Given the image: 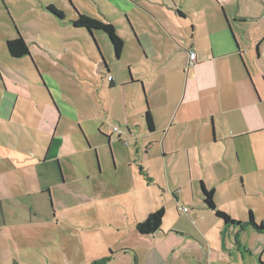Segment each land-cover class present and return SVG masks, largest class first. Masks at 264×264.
Returning <instances> with one entry per match:
<instances>
[{"label": "crops", "instance_id": "crops-1", "mask_svg": "<svg viewBox=\"0 0 264 264\" xmlns=\"http://www.w3.org/2000/svg\"><path fill=\"white\" fill-rule=\"evenodd\" d=\"M247 1L250 4L245 7L244 0H137L138 7L129 5L125 9L122 5L138 36L133 48L138 57L132 56L129 62L140 59L141 52L144 57L139 62L150 71L144 70L145 79L136 81L120 79L117 83L109 75L111 70L103 54L97 58L88 47L90 58L82 63L73 56L72 63L66 64L70 70L56 68L60 75L56 80L52 69L34 59L35 42L24 35L30 55L17 60L29 58L31 65L0 64V243L5 242L1 236L6 231L11 234L24 220L33 221V196L52 195L51 191L64 187L61 175L67 178L76 169L71 158L85 152L75 143L72 124L80 126V134L86 136L85 125L91 122L87 112L100 111L103 99H94V109L70 104L62 85L64 79L73 77L89 87V94L100 92L101 87L122 90L136 82L147 88L155 129L150 131L145 122L142 167L139 172L134 170L130 179L117 180L126 188L123 194L103 192L102 196L104 203L115 204L116 212L125 214L130 227L136 229L150 215L146 195L151 190L157 194L172 186L178 209L189 208L185 215L198 232L191 236L198 253L192 264H215L213 253L206 252L213 239L198 226L206 221L221 235L217 240L223 251L218 253L217 264H230L234 247L230 250L225 244L234 240L238 229L243 232L249 228L263 236L245 225L250 212H255L256 206L250 201L249 207L244 206L249 208L247 217L223 209L227 200L236 206L249 195L264 199V0ZM115 27L125 42L122 55L111 56L119 61L127 51L128 39ZM36 44L49 61H53V54L62 57L52 44ZM190 51L196 53L194 66L189 65ZM107 75L109 83L103 82ZM117 181L109 183L113 186ZM202 185L215 191L219 210L229 212L233 220L244 225L226 224L218 218L204 204ZM93 194L97 193L92 191L85 203L81 197L82 203L93 205L98 199ZM184 194H191L189 202L193 206L182 202ZM161 204L156 198L155 209L149 213L165 208ZM152 235L146 240L154 241L153 245L140 254L120 249L129 257L124 258L125 264H172L173 250L185 248L186 238L165 230L164 221ZM115 238L109 239L107 247L112 254L106 251L98 256L106 260L104 264H122V257L113 250L118 240ZM238 241L235 244L239 248ZM12 243L10 238L8 248L14 254ZM4 251L5 247H0V264L7 263L1 261ZM261 255L263 260L264 249ZM240 258L237 255L235 259L245 260L242 255Z\"/></svg>", "mask_w": 264, "mask_h": 264}, {"label": "rangeland", "instance_id": "rangeland-1", "mask_svg": "<svg viewBox=\"0 0 264 264\" xmlns=\"http://www.w3.org/2000/svg\"><path fill=\"white\" fill-rule=\"evenodd\" d=\"M244 1L243 7L249 3L247 0ZM51 5L62 11L65 18L61 19L54 15L49 10ZM129 5L138 7L139 4L137 0H0V64L9 67H13L16 62L23 66L31 65L29 58L17 60L10 57L7 41L20 34L22 37L25 35L32 43L35 42L33 44L34 59L45 63L49 69H52L53 77L56 80L60 76L56 68L62 72L66 69L70 70L66 64L70 65L74 57L81 60L82 63L86 62L90 58L88 48L93 52V55H97V58L103 54L108 69L111 70L109 75L115 77L117 83L120 79L129 81H136V78L145 79L144 70L150 71L139 62L144 55L140 52V59L133 60L134 63L129 62V58L132 56L133 58L138 57L136 53L134 54L133 49L138 36L133 32L128 15L121 10V6L128 9ZM79 13L104 20L119 28L124 37L128 39L127 51L119 61L111 59L112 55L115 56V51L105 33L95 30L91 31L93 33L91 34L87 29L74 27L73 21L77 19ZM37 42L52 44L54 50L62 53V57L53 54L51 57L53 61H49L50 59L47 56L44 57L41 51L38 52L39 44H36ZM175 60L179 61L177 57ZM107 70L105 74H108ZM73 78L71 80L64 79L62 85L65 98H68L70 104L78 108L83 105L94 109L92 104L94 99L102 98L103 108L96 113L87 112L91 122L85 125L86 136L80 134V126L72 124L76 137L75 143L85 152L71 158L76 169L67 178L61 175L64 187L55 189L54 193L51 191L52 195L47 193L43 196H33L32 199L36 202V206L31 212L33 221L26 222L24 220V223L17 225L11 234L9 231L2 234L1 239L5 242L0 243V247H5V251L1 261H7L5 264H103L104 259L98 258V256L105 254L106 251L109 252V255L112 254L111 248L107 247L109 239L115 237L118 240L113 247L114 253L122 257L121 263L125 264L124 258L128 259L129 257L125 255L126 252L124 253L120 249L129 248L140 254L154 243V241L146 240L152 239L153 235H141L137 231V226L135 229L128 225L123 212H116L115 204L104 203L102 199L104 193L123 194L126 188L121 187V182L117 180L130 179L134 170L139 172L142 167L141 163L145 154L143 147L145 113L150 108L147 88L144 84L136 82L127 87L124 86L125 88L122 89L124 91L116 88L105 90L101 87L98 90L100 92L89 94V87L87 88L86 84H82L79 79ZM105 78L103 82L109 83L108 75ZM102 93L103 96H101ZM124 97H126L125 102L123 101ZM115 127L121 128L122 140L113 132ZM21 135L25 136V133L21 132ZM29 135L34 136L32 133ZM38 137H40L39 133ZM25 141H27L26 138L22 139V144H25ZM129 164H133V169ZM109 180L117 182H114L112 186ZM102 185H107L106 189H103ZM237 188L240 189L241 185H238ZM92 191L97 193L93 194L98 198L97 201L93 205L84 204L90 199V197L86 199V196L90 195ZM108 191H112V193ZM175 191L172 186H168L167 191L163 192L162 190L157 194L151 190L146 195V199L149 200L147 211L148 215L156 211L149 213L155 209L156 198L164 203L161 204V207L166 208L165 230L173 231L184 239L186 238L185 248H176L171 253V263L192 264L198 253L191 241V236H195V233L198 234V232L190 223L189 217L183 211L181 212L180 208L178 209L177 203L174 201L176 200ZM190 196L184 194L185 201L182 199V202L193 206L192 201L189 202ZM81 197L85 199L84 203H82ZM262 198L249 195L236 206L227 200L223 209L230 210L233 215L242 213L247 217L249 208L246 210L244 206L249 207L247 201H250L256 206L255 212H253L257 216L258 222L261 223L264 222V199ZM193 210H196V207ZM193 210L191 208V211ZM224 210L221 211L231 215ZM198 226L213 239L210 245L206 244V252L213 253L215 264H217L216 262L220 260L218 253L220 250L223 251L217 240L220 232L216 227L210 229L207 221L206 224ZM118 235L121 237L119 238ZM10 238L13 241L12 245L16 248L14 254H11L10 248H8ZM237 241L240 243L239 248L235 244ZM232 245L235 250L233 248L231 254L234 257L228 260L230 264H264V256L261 260L264 235H258L249 228H245L243 232H239L238 229L234 240L231 243H226L225 247L230 249ZM237 255L240 260L241 255L245 260L238 261L235 259ZM11 257L15 258L10 259Z\"/></svg>", "mask_w": 264, "mask_h": 264}, {"label": "trees", "instance_id": "trees-1", "mask_svg": "<svg viewBox=\"0 0 264 264\" xmlns=\"http://www.w3.org/2000/svg\"><path fill=\"white\" fill-rule=\"evenodd\" d=\"M49 10L57 17H60L61 19L65 18L64 13L58 10L55 6L53 5L49 6ZM73 25L75 28H84L89 30L90 32L95 30L102 31L109 37L114 47L116 56L120 57L122 55L125 42L119 36L116 27L113 24L79 13L77 19L73 21ZM7 47L10 56L13 58L21 59L30 55V47L27 44V42L24 40V38L21 37V35H19V37L14 40L7 41ZM145 120L148 129L150 131H154L155 126L149 109L145 114ZM202 192L204 197V204L210 210L214 211L218 218L222 219L226 224H234L239 226L244 225V223L233 220L227 213L222 212L217 208L214 199L215 197L214 190H209L204 185H202ZM165 216H166L165 208H161L151 213L143 222L137 225V231L144 236L152 235L156 233L159 229H161ZM245 225L250 226L257 233L264 234V223L263 222L258 223L254 217L253 212H250L249 221ZM105 262L106 260H103L102 263L104 264Z\"/></svg>", "mask_w": 264, "mask_h": 264}, {"label": "built area", "instance_id": "built-area-1", "mask_svg": "<svg viewBox=\"0 0 264 264\" xmlns=\"http://www.w3.org/2000/svg\"><path fill=\"white\" fill-rule=\"evenodd\" d=\"M189 61H190V63H189L190 66H194L196 64L197 58H196V53L195 52H193V51L189 52ZM113 132L118 135L119 139H121V140L123 139V137H122L123 136V132H122L121 128L115 127L113 129ZM180 210L183 211V213H189V209L188 208L180 207Z\"/></svg>", "mask_w": 264, "mask_h": 264}]
</instances>
